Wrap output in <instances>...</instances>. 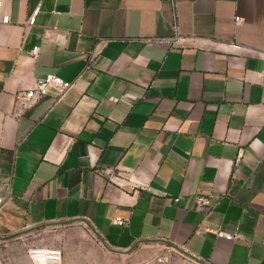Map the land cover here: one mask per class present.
<instances>
[{
    "label": "crops",
    "instance_id": "1",
    "mask_svg": "<svg viewBox=\"0 0 264 264\" xmlns=\"http://www.w3.org/2000/svg\"><path fill=\"white\" fill-rule=\"evenodd\" d=\"M1 15L0 264H27L20 233L75 222L106 260L264 264V0H3ZM49 73L71 88L25 100Z\"/></svg>",
    "mask_w": 264,
    "mask_h": 264
},
{
    "label": "rangeland",
    "instance_id": "2",
    "mask_svg": "<svg viewBox=\"0 0 264 264\" xmlns=\"http://www.w3.org/2000/svg\"><path fill=\"white\" fill-rule=\"evenodd\" d=\"M15 238H17L18 243L21 242L26 245L27 249L36 246L60 249L62 251L61 261L69 258H81L73 259L75 260L73 264H137L139 262V264H148L147 260L144 259L154 255L153 250L142 252L138 250L137 253H133L129 257L135 259H130L129 262L125 260L124 263H121V257L117 255L109 256L110 258L107 260L104 257H99V254L112 255L113 253L110 252L113 249L109 246V251L105 246L99 244L96 236L83 222L48 224L22 232ZM22 259L25 260V258ZM11 260L12 263L16 262V258H11ZM26 262L31 264L28 258Z\"/></svg>",
    "mask_w": 264,
    "mask_h": 264
},
{
    "label": "built area",
    "instance_id": "3",
    "mask_svg": "<svg viewBox=\"0 0 264 264\" xmlns=\"http://www.w3.org/2000/svg\"><path fill=\"white\" fill-rule=\"evenodd\" d=\"M3 0H0V9L2 7ZM39 14V8H35L30 15V17L26 21V27L31 28L35 25L36 17ZM235 22L239 23L240 19L235 18ZM0 24L1 25H8L9 24V17L7 15L0 16ZM36 49L33 50L32 54L36 53ZM93 54H90V57L87 61L91 60ZM72 83L66 82L57 77L54 74H46L44 78L36 84L34 90H29L24 93L23 98L25 100H31L36 96H44L50 92L55 93V97L57 100L62 98L64 94L71 88ZM2 199H0V207L2 206ZM196 204L199 207L207 208L209 202L203 198H198L196 200ZM115 223L118 226L124 225V221L121 219H116ZM231 236H225V239L230 240ZM26 256L31 264H61L62 254L60 250L55 249H47V248H39V247H32L27 249ZM149 264H163L161 260H158L153 263Z\"/></svg>",
    "mask_w": 264,
    "mask_h": 264
}]
</instances>
